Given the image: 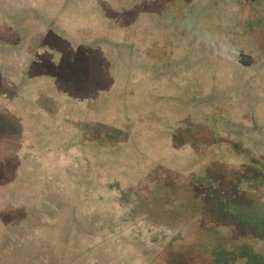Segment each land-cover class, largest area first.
I'll return each instance as SVG.
<instances>
[{
  "label": "rangeland",
  "instance_id": "rangeland-1",
  "mask_svg": "<svg viewBox=\"0 0 264 264\" xmlns=\"http://www.w3.org/2000/svg\"><path fill=\"white\" fill-rule=\"evenodd\" d=\"M260 6L0 0V264H264Z\"/></svg>",
  "mask_w": 264,
  "mask_h": 264
},
{
  "label": "flooded vegetation",
  "instance_id": "flooded-vegetation-1",
  "mask_svg": "<svg viewBox=\"0 0 264 264\" xmlns=\"http://www.w3.org/2000/svg\"><path fill=\"white\" fill-rule=\"evenodd\" d=\"M254 7H258V6L257 5H254L253 8ZM260 7H262V6H260ZM254 9H253V11L255 13L256 10H254ZM262 9H263V7H262ZM262 9H260V10H262ZM249 116L251 117V118H248L249 119V124H248L247 128L242 126V128H241L242 132H245V133L247 132L249 134L251 131H253L254 133H256L258 135L264 136V134H263L264 133V127L262 129L261 128L260 129L256 128V126H257L256 123L257 122L255 121L254 118H252V115L251 114ZM239 126L240 125L237 124V127H239ZM261 170L264 171V169H261Z\"/></svg>",
  "mask_w": 264,
  "mask_h": 264
}]
</instances>
